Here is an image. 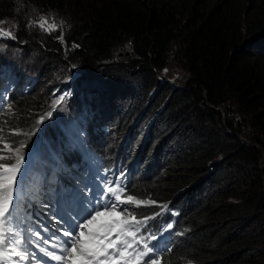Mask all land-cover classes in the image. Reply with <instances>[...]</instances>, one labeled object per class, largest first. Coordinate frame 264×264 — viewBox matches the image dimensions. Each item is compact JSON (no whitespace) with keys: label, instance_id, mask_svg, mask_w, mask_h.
Segmentation results:
<instances>
[{"label":"trees","instance_id":"16d2710c","mask_svg":"<svg viewBox=\"0 0 264 264\" xmlns=\"http://www.w3.org/2000/svg\"><path fill=\"white\" fill-rule=\"evenodd\" d=\"M42 15L58 29L32 23ZM7 23L16 28L5 56L22 50L39 73L0 105L9 142L37 136L44 113L65 112L85 122L101 172H128L125 196L145 201L137 219L153 217L137 238L157 236L159 264H264V0H0ZM176 64L184 88L160 77ZM63 155L60 166L86 168L80 151ZM33 161L24 167L37 175L56 170Z\"/></svg>","mask_w":264,"mask_h":264},{"label":"rangeland","instance_id":"374dc122","mask_svg":"<svg viewBox=\"0 0 264 264\" xmlns=\"http://www.w3.org/2000/svg\"><path fill=\"white\" fill-rule=\"evenodd\" d=\"M41 18H44V20L47 21V24H45L44 27L40 26ZM32 23L37 25L45 33L54 32L58 29V22L54 16L42 15L39 16L36 21H32ZM53 23H55L56 25L55 29L50 28V25ZM15 28L16 25L14 23H10V24L7 23V25L0 26V29H3L5 32H11L13 34H14L13 30H15ZM7 40H12V37L0 34V71L3 72L2 76L6 77L5 89H3L0 94V105L2 106L8 104L9 94L15 91L17 92V90L28 93L32 88L30 85H32L33 83L39 80L36 77L39 74L38 72H36V69L38 68L37 66H34L36 65V63H34L33 61L30 62L28 59H25L23 57L24 53L22 52V50L21 52L19 51L16 52L14 56L11 57L5 56L4 50L6 48L4 45V41L6 42ZM122 54L123 53L121 52L120 56L124 58L126 54L124 55ZM32 67L35 69L31 70ZM78 74L79 73L77 72L75 73V75ZM2 76L0 77L4 78ZM183 76H184V72H182L180 66L176 64V66L172 67V70L169 74H164L161 75L160 77L165 83L169 85L168 86L169 88L170 87L184 88L185 86L183 85V79H182ZM74 77L76 78L77 76L74 75L70 76V79L68 81H66L65 79L62 80L61 82L64 83L66 81L65 83L67 82L69 83L74 80ZM57 79L58 80L61 79L60 74L59 77H57ZM20 81L23 84H20ZM69 89L70 88L68 86L67 91ZM59 92L63 97V100L67 99V97L70 94L66 92V88H64V90L60 89ZM0 109H2L1 106ZM9 109H10L9 107L6 108L7 111H9ZM44 117H46V119L39 122L40 130L37 136L32 137L29 135V133L28 134L24 133L21 136H18V141L14 144L8 141L9 136H6V134H4V130L2 127L0 130V156L9 157L10 159H7L8 163H12V160L15 158L16 154L14 150L20 147V145H23L26 141L29 142L27 145H24V147L20 148L19 155L24 157V161L20 165V170L16 175V184L14 187L12 198L14 202L13 205L16 208L14 215L19 222L26 221L30 226H42L43 224H46L51 229V232L40 233L38 235V239L35 238H31V240L26 239L27 244L29 245L32 244L40 247L38 249H41V246L43 244L41 243L43 241L41 239L42 237L43 238L52 237L53 234L52 231H54L55 228L58 227L59 229H61L60 228L61 225L62 227H66V225H63L62 222L59 224L55 223V217H56L55 215L57 214V216L59 217L58 213L60 212L61 205L66 199L68 193L80 190L83 192L85 197L92 198V196L99 190V188L103 186L101 179L95 178L97 175V170L95 165L97 164L98 157L90 151L89 146L86 142L87 135L84 127L85 122L80 123L79 120L75 121L74 118L68 116L65 112H59V111L57 113H52L51 116L49 115L47 116V113H44ZM223 117L225 118V115H223ZM56 120H63V123L59 124L58 128L54 124ZM141 125L142 123L141 124L139 123L138 124L139 128H136V130H134L136 134L140 132V128H143L141 127ZM56 129H60L62 134L58 136L56 134ZM120 130L121 129H118V133L116 134H120ZM48 133H49V139L47 142H45L43 136ZM144 133L145 131H143V134ZM128 135H129L128 132L126 134L120 135L124 139L123 141L121 140L122 144L125 143V145L127 146L132 144L129 141H127ZM109 136L112 135L109 133ZM36 137H38V139L35 140L36 141L35 149L36 148L38 149L36 153H34V151L32 152L29 149V145L31 144L32 141H34ZM60 139L63 140H61L60 142ZM142 140L144 141V138H142L141 136L140 143H142ZM157 140L159 141L160 139ZM243 140H247V139H243ZM63 141L64 143L61 144ZM73 149H75L76 152L80 151V153H82V156H84V158L86 159L87 171H82L81 169L79 170L78 165L76 164L71 169L67 168L66 166L63 167L59 165L61 159L65 158V155H63V153H70V151H72ZM131 151L132 154H134V152H139L140 150L134 147L131 149ZM35 158L40 162L44 163L43 165L45 166L44 167L45 171L50 170V168L53 170L56 169L55 172L52 174L51 178H49L48 173L42 174V170L39 172L40 174L37 175L36 174L37 170L34 171L33 168L29 166V164L28 166L24 167L28 159H30L31 162H36L33 161L36 160ZM0 163H4V161L0 160ZM116 180L117 178L115 179V181ZM121 183L124 184L125 179H122ZM113 187H115V185H113ZM122 199L124 198L122 197ZM124 206L129 207V204H125ZM9 211L12 212L11 207ZM165 217L170 219L169 216H165ZM28 218L34 222H31L30 220H28ZM105 219H111V218H105ZM10 224L13 230V237L12 239H10L11 245L9 247H12L13 249L14 248L13 239L15 238V236L16 237L19 236L21 228L19 227L18 224H16L13 221H11ZM168 228H170V226ZM62 239H67V238L62 237ZM113 239H115V236H113ZM48 243L52 244L54 243V241L50 240ZM48 249L56 251L57 252L56 254H60L58 249L54 248L53 246L48 247ZM28 256L31 257V255L29 254ZM34 258L35 259L41 258L42 260H44V253L41 252L40 255L37 254V256ZM26 261L28 263L30 259ZM26 261L20 260L17 264H27ZM50 262L56 264L60 263L51 259Z\"/></svg>","mask_w":264,"mask_h":264},{"label":"snow or ice","instance_id":"6c2138e0","mask_svg":"<svg viewBox=\"0 0 264 264\" xmlns=\"http://www.w3.org/2000/svg\"><path fill=\"white\" fill-rule=\"evenodd\" d=\"M45 24L47 21L41 18L40 26L44 27ZM50 28L55 29V23L51 24ZM0 34L12 37L11 32H5L3 29H0ZM48 115L51 116L52 113L49 112ZM22 147L24 145L14 150L16 155L12 163H0V262L10 259L5 255L4 248L6 237L13 234L8 225L15 211L12 194L16 175L24 161V157L19 155ZM7 159L10 158L0 156V160ZM125 176L126 173L121 170L116 181L105 179L103 186L92 198L85 197L80 190L68 193L57 220L58 224L62 222L66 227L53 232L52 237L41 238L45 244L50 240L54 241L53 247L57 248L60 254L47 251L44 247L40 251L51 260L62 264H159L163 257L156 254L158 245L149 246V240H156L157 236L141 235L137 239L138 233L146 227V221L153 217L145 215L143 220H138L135 208L144 205L145 201L136 200L133 195L122 199L121 194L126 192V187L121 180ZM125 204H131L133 207H125ZM10 207L12 212L9 211ZM160 207L163 210L164 206ZM155 215H160V212ZM15 255L21 261L29 259L28 254L23 252H15Z\"/></svg>","mask_w":264,"mask_h":264},{"label":"water","instance_id":"95a60500","mask_svg":"<svg viewBox=\"0 0 264 264\" xmlns=\"http://www.w3.org/2000/svg\"><path fill=\"white\" fill-rule=\"evenodd\" d=\"M223 115H225V113H223ZM233 135H237V134L233 132ZM243 142H247V140H243Z\"/></svg>","mask_w":264,"mask_h":264},{"label":"bare ground","instance_id":"6f19581e","mask_svg":"<svg viewBox=\"0 0 264 264\" xmlns=\"http://www.w3.org/2000/svg\"><path fill=\"white\" fill-rule=\"evenodd\" d=\"M56 164V163H55ZM37 211V210H36Z\"/></svg>","mask_w":264,"mask_h":264}]
</instances>
